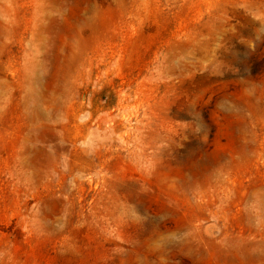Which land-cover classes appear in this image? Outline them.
I'll use <instances>...</instances> for the list:
<instances>
[{"label": "rangeland", "instance_id": "374dc122", "mask_svg": "<svg viewBox=\"0 0 264 264\" xmlns=\"http://www.w3.org/2000/svg\"><path fill=\"white\" fill-rule=\"evenodd\" d=\"M254 186L264 0H0V264H229L165 241L263 242Z\"/></svg>", "mask_w": 264, "mask_h": 264}, {"label": "bare ground", "instance_id": "6f19581e", "mask_svg": "<svg viewBox=\"0 0 264 264\" xmlns=\"http://www.w3.org/2000/svg\"><path fill=\"white\" fill-rule=\"evenodd\" d=\"M43 12H41V14ZM42 28L44 29V26H42ZM225 184L226 183H215L214 191L204 194L210 196H230L226 189H222ZM252 189L253 190L243 195L246 199L251 200L256 198L255 196L259 193V191H262L264 189V186H254ZM190 197L192 198V200L189 201V211L193 213L192 216L196 217V213L198 210H205L209 208L207 205L202 207H200L199 205L200 202H202V200H200V198L202 197V193L191 192ZM261 211L263 215L259 217V219L261 220H259V222H261L259 226L264 224V219L261 218L264 217V209ZM195 217H190L189 219L193 220L192 218ZM191 220L189 222H191ZM246 222L248 225L253 226V224H255L256 222V219H251L249 217L246 219ZM176 237L177 240L175 239L174 241H165V245L176 248H184V251L186 252L182 257L185 256L184 259L187 260L202 258L205 254L203 248L209 247L216 251L214 253V258L226 261L229 264H233L234 262L240 264H252L254 262L264 261V241H250L249 238L226 235L221 240H219V242H210L204 240L199 235H189L181 231L176 234ZM192 238L198 240V247H196L195 251L192 249V247H194L191 242ZM262 238L264 239V237Z\"/></svg>", "mask_w": 264, "mask_h": 264}]
</instances>
